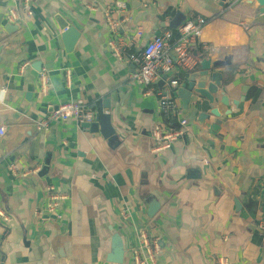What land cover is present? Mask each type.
<instances>
[{"label":"crops","instance_id":"1","mask_svg":"<svg viewBox=\"0 0 264 264\" xmlns=\"http://www.w3.org/2000/svg\"><path fill=\"white\" fill-rule=\"evenodd\" d=\"M25 1L0 0V210L9 219H0V264H117L109 262L115 248L124 252L122 264H134L141 229L159 240L158 264H217L220 256L230 264H264L261 9L249 0H28L33 15L8 22L6 13ZM118 2L125 9L113 12L121 22L114 36L105 12ZM178 13L207 24L191 72L201 73L204 60L231 58L220 71L225 91L238 90L246 103L217 102L218 123L201 120L211 111L205 100L193 97L184 110L178 97L185 134L157 155L152 131L165 125L160 98L131 81L136 67L129 56L170 30ZM59 20L76 30L74 39H64ZM41 73L50 79L47 94ZM186 84L187 74L180 88ZM78 100L96 119L100 110L110 116L123 145L111 148L76 120L37 132L58 106ZM13 167L40 171L21 178ZM50 187L67 197L61 218L47 213ZM153 201L159 210L150 219Z\"/></svg>","mask_w":264,"mask_h":264},{"label":"built area","instance_id":"2","mask_svg":"<svg viewBox=\"0 0 264 264\" xmlns=\"http://www.w3.org/2000/svg\"><path fill=\"white\" fill-rule=\"evenodd\" d=\"M231 1L239 3L243 0ZM159 7L164 8L163 5H159ZM124 9L125 6L118 2L115 3L113 10L107 9L105 12L109 29L114 36L118 34L121 22L113 19V12L123 11ZM22 14L33 15L28 0L22 4L20 10H9L6 13V19L12 23L19 22ZM206 25L205 19L201 17L186 19L177 30H167L156 35L140 52L129 56L130 62L136 67L131 75V81L146 89L145 95L148 96L156 92L160 98L159 107L165 125H158L152 131V139L155 143L152 150L154 154L159 155L166 152L174 142H177L185 134L183 127L187 124V121L181 116L182 109L177 101V92L181 85L182 76L190 73L196 66L194 57L199 38L202 36ZM142 35V31L137 33L138 37H142ZM110 45L113 53L121 57L122 49L113 42ZM39 82L41 91L47 94L51 85L49 76L41 73ZM160 83H163L162 89L157 88ZM67 84L71 86V76L69 74H67ZM69 120H76L80 125L91 124L96 121V114L93 108L83 100L62 104L44 120L38 122L36 130L37 132H48L53 123H65ZM177 122H179L181 128H176ZM3 134L4 131L0 130V135ZM12 171L16 176L27 178L38 173L40 168L21 174L18 173L16 167H13ZM262 186L264 188V181ZM47 194V213L61 218L58 212L61 203L67 199L66 195L52 187L47 189ZM0 219L5 222L9 221L2 210H0ZM137 239L138 247L133 253L134 264H158L157 258L161 251L159 240L152 236L149 229L137 231ZM217 264H230V262L220 256L217 258Z\"/></svg>","mask_w":264,"mask_h":264},{"label":"water","instance_id":"3","mask_svg":"<svg viewBox=\"0 0 264 264\" xmlns=\"http://www.w3.org/2000/svg\"><path fill=\"white\" fill-rule=\"evenodd\" d=\"M249 3L256 4L260 9L261 13H264V0H249ZM186 20L183 14L178 13L174 20L167 25L170 30H177L181 24ZM59 27L64 33V39L70 40L74 39L76 36V30L69 28L64 22L59 20ZM8 29L6 28V32ZM78 33V32H77ZM1 38L4 35L0 34ZM73 43H71L72 45ZM1 53V49H0ZM231 58L227 57L223 60H204L201 64V73L196 74V71L187 74L188 84L181 87L177 96L183 100L184 110H189L191 106V101L193 97H197L199 100H205L210 107V114L203 115L201 120H208L211 116L217 118L218 123L222 121L223 115H221L219 109L216 107L217 102H221L222 107H228L230 102L233 103L237 108H241V105L246 103V99L242 98L239 100V91L226 92V87L224 85V77L220 73L223 67L230 65ZM39 71V70H38ZM41 71V70H40ZM39 71V72H40ZM167 78V77H166ZM209 80V83H208ZM163 87V83L159 84ZM199 101L195 102L193 105H198ZM98 117L95 122L91 124H83L82 128L91 134L97 136H102L106 141H108L111 148L117 147L118 144H122L123 141L116 135L115 130L111 126L110 116L105 115L102 110L99 111ZM230 115V112L225 111V116ZM123 145V144H122ZM195 177L194 179H196ZM237 208L240 209V203L236 201ZM159 210V205L156 201L151 202L148 217L153 219ZM112 259L109 262L122 264L124 252L121 248H115Z\"/></svg>","mask_w":264,"mask_h":264}]
</instances>
